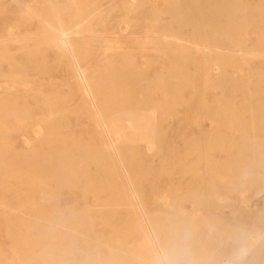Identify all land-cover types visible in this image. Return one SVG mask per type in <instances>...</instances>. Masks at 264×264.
<instances>
[{"label":"bare ground","instance_id":"bare-ground-1","mask_svg":"<svg viewBox=\"0 0 264 264\" xmlns=\"http://www.w3.org/2000/svg\"><path fill=\"white\" fill-rule=\"evenodd\" d=\"M116 1L109 0V6L115 5ZM186 4L184 0H164V11L172 14L174 22L178 23L176 25L167 22L161 15V10L154 4L151 10L155 15V20L151 23L153 26L146 33L142 30L144 34H142V38L138 39L139 43L149 44L159 54L168 56L167 69L162 67L158 75L150 81L143 70H136L141 77L137 81L134 77L128 76L124 69H112L110 73L103 76L104 79L110 81L111 86L107 93L102 94L98 89V84L89 83L81 64L85 46L90 43L87 40H95L98 35L91 25V15L96 14L102 5L96 0H67L64 4L54 1L48 3L46 15L42 21L44 28L38 33H32L29 38L35 41L39 52L47 53V50L51 49L58 64L67 63L78 74L81 80L78 88L82 90V103L76 109L86 111L87 119L103 128L100 135L105 137V140L94 138L93 134L89 133L63 134L58 132L57 130L69 126V124L62 123L64 113L55 107L56 102H50V105L54 106V113L46 125L50 130L47 142L52 145V149L47 153L44 162L37 159L35 154L19 157L9 148H4L0 131V200L3 202L2 215L8 218L7 223L2 227L11 239L10 247L20 256L22 264H29L30 261L35 260H41L47 264H65L64 256L68 254H75L78 257V260L72 264H115L118 259L128 261L134 256L131 252L119 247L120 237L113 239L112 247L116 249L113 260L104 258L102 253L94 256L79 249L80 238L88 242V228L85 227V224L90 222L87 220L88 213L68 212L66 208L61 207L60 198L61 196H71L70 190L79 189L81 185H84L81 187L84 194H99L105 190L110 192L100 207V210L103 211L109 208L105 212V222L110 226L117 225V217L122 214L121 211L124 209L127 220L143 224L153 239L157 238L156 228L159 225L162 226L159 217H152L141 203L133 206L131 210L127 209L126 187L134 190V178L139 177L140 174L148 175L150 166L145 162L136 145L128 144L125 141L118 144L114 141L113 136L117 133V130H114L115 119H129L139 130L138 134H142L140 129L145 128L146 135L152 138L160 148L161 137L164 136V133L159 128L158 120L166 122L173 116L174 108L177 105L190 104L191 107L202 108L203 113L209 114L219 127L225 129L224 133L221 131L202 133L200 140H190L183 149L171 151L173 156L200 153L208 159L206 163L208 170L206 171H200L197 166H186L180 160L176 165L180 175H190L194 178L193 183L206 185L210 189L209 196L207 195L208 200L220 199L218 190L222 185L233 188L238 183L249 182L264 176V141H260V146L254 148L247 140L234 139L231 132L234 126H238L246 132L249 130L264 133V83L260 84L254 80L248 84L240 82L236 92L226 93L224 91L223 99L210 101L203 98L198 103L194 100L189 101L179 91L183 85H195V77L191 71L196 73L198 68L193 70L190 68L203 60L210 63L218 61L221 65L222 75H225L232 69H246L247 65L257 62L256 60L261 55L264 56L262 47L254 48L241 43L243 34L257 23V19H254L252 4L244 0H190L188 6ZM89 7L92 8V11L89 10ZM121 12L123 11L121 10ZM224 13L227 16L226 19L221 17ZM182 23L191 24L192 30L186 32L181 29ZM208 27H213V31H210ZM87 35L90 38L87 37V39ZM7 38L12 40L14 36L0 33V57H7ZM165 70L177 73L184 71L188 75H180L184 82L175 85L174 90L172 89L170 93L164 90V100L152 105L149 100L151 90L149 91L148 88H164ZM262 74L264 75V71ZM144 81L147 82L143 83ZM251 85H254L259 91L251 92ZM238 92L240 95L237 94ZM69 102L71 101L61 100L59 103ZM2 113H11L17 116L22 113L21 103L0 97V118ZM139 113L144 114L145 121L141 120ZM193 118L194 123L192 124L197 126L200 117ZM181 130L179 128V131ZM227 144L239 152V162L236 165L227 162H213L211 159V152L215 147L226 149ZM226 151L229 149L227 148ZM171 164L168 165L170 171L173 169ZM258 168L263 170L258 171ZM193 192L195 191L192 189L188 190V194ZM194 196L197 199L200 198L198 195ZM202 197L204 198V196ZM116 200L119 201L118 204L113 203ZM174 218L169 217L168 221ZM54 220H56L55 223H53ZM22 222L27 224L26 232L20 228L19 224ZM198 227L201 234L200 225ZM34 229L38 231L36 236L32 233ZM204 242L211 245L212 239H207ZM140 246L139 249L142 247ZM0 264H9L1 247Z\"/></svg>","mask_w":264,"mask_h":264},{"label":"rangeland","instance_id":"rangeland-1","mask_svg":"<svg viewBox=\"0 0 264 264\" xmlns=\"http://www.w3.org/2000/svg\"><path fill=\"white\" fill-rule=\"evenodd\" d=\"M50 1L64 4L67 0H1L0 5V33L3 32V34L14 36L12 40L7 38V57H0V97L10 99L12 102H20L22 107V113L17 116L11 113H2L0 131L2 132L3 146L4 148H9L11 152L19 157L35 154L41 162L45 161L47 153L52 149V145L47 142L50 130L46 125V122L54 113V106L50 105V102H56L55 107L64 113L62 123L69 124V126L67 125L57 130L58 132L63 134L72 132L89 133L93 134L94 138L105 140V137L100 135L103 128L94 121L88 120L86 111H78L76 109L82 103V90L78 88L81 80L78 74L67 63L58 64L57 58L51 49L47 50V53L39 52L35 41L29 38L32 33H38L44 28L42 21ZM150 1L155 2L153 3L161 10V15L167 22H172L173 25L178 24L174 22L171 13H165L164 0H117V3L113 6H109V0H96L102 6L96 14L91 15V25L98 35H96L95 40H87L90 43L85 46L81 64L85 70L86 77L89 79V83L92 85L98 84V89L102 94L107 93L111 86L110 81L104 79L103 76L110 73L112 69H124L128 76L134 77L137 81L141 77L136 70H143L148 81H150L158 75L162 67L167 69L168 56L159 54L149 44L138 42V39L142 38V34L153 26L151 23L155 20V15L151 12L154 4ZM184 1L187 3L186 6H188L190 0ZM244 1L252 4L254 9L252 11L255 14L254 19H257V23L243 34L244 37L241 43L249 47H262L264 49V0ZM89 10L92 11V8L89 7ZM131 16L133 17L131 18ZM136 16L141 20L137 21L139 18ZM221 17L222 19L227 18L225 13ZM109 20L110 22H108ZM113 22L115 23L113 24ZM137 25H141V27ZM181 26L180 28L186 32L192 30L191 24L182 23ZM208 28L213 31V27ZM86 34L89 33L86 32ZM87 37L90 38L89 35ZM97 49L103 50V52ZM139 61L143 62V64ZM256 61L247 65L246 69H232L229 73L222 75L221 65L218 61L210 63L203 60L197 63L196 66L192 65L191 68L189 67L191 70L198 68L196 73L191 71V74L195 77V85H183L179 91L189 101L194 100L198 103L203 98L210 101L221 100L225 96L223 94L224 91L226 93L236 92L240 82L241 84H248L254 80L263 84L264 56L261 55ZM180 75L188 74L184 71L177 73L165 70L164 88H148L149 91L151 90L149 100L152 105L164 100V90L170 93L172 89L174 90L175 85L184 82L181 80ZM146 82L144 81L143 83ZM250 91L256 93L259 89L251 85ZM237 94L240 95L239 92ZM61 100H70L71 102L62 104L59 103ZM202 111V108L191 107L190 104H180L174 108L173 116L166 122L161 119L158 120L159 128L164 133V136L161 137L160 148L152 138L146 135L147 130L145 128L140 129L142 134H138L139 130L129 119L120 118L115 119L113 122L114 126H116L114 130H117V133L113 136L114 141L118 144H122L125 141L128 144L136 145L143 155V159L150 166L148 175L140 174L139 177L134 178V190L126 187L128 196L127 209L131 210L133 206L141 203L152 217H159L162 226L159 225L156 228L157 238L163 234L165 226L169 223V217L195 218V223L201 227L202 233L200 237L203 241L212 239L218 228L227 227L236 222L264 225V176L257 177L249 182L238 183L233 188L222 185L218 190L220 199L212 201L207 199L209 198L210 189L206 185L195 184L193 183L194 178L190 175L182 176L178 173L176 165L179 160L186 166H197L200 171H206L208 170L206 166L208 159L200 153L188 156H179L178 154L173 156L172 150L183 149L190 140H200L202 133L225 132V129L219 127L209 114H205ZM139 116L141 120L145 121L143 113H139ZM195 116L200 117L197 126L192 124ZM179 128L182 130L179 131ZM231 132L234 139L247 140L254 148H258L260 141H264V133L261 131L248 130L246 132L244 129L234 126ZM227 148L229 151H226ZM226 149H217L215 147L211 152L212 161L236 165L239 162V152L229 144L226 145ZM169 164L173 166L171 171ZM262 170V168H258V171ZM83 186L81 185L79 189L70 190L71 196H61L60 198L61 207L66 208L68 212L88 213L87 220L90 222L85 224L86 229L88 228V242L80 238L78 241L79 249L82 252H86V254L94 256L102 253L104 258L113 260L116 254V249L112 247L113 239L120 237L119 247L131 252L134 256L128 261L118 259L115 264H148L154 239L145 226L136 221L127 220L124 209L121 211L122 214L117 217V225L115 227L110 226L105 222V212L109 208L104 211L100 210L101 205L110 195V192L105 190L99 194H84L81 191ZM189 189L195 192L188 194ZM194 195H198L200 198L197 199ZM192 202L196 204L194 205ZM2 203V200H0V247L4 250L5 259L9 264H22L20 256L10 247L11 239L2 227L8 220L6 216L2 215ZM113 203L118 204L119 201L116 200ZM169 209L171 210L170 212ZM55 222L56 220L53 221V223ZM19 225L23 232L28 230L26 223L22 222ZM32 233L36 236L38 231L34 229ZM139 245L142 246H140V249ZM77 260L78 257L75 254L64 256L65 264H72ZM29 264L47 263L35 260L30 261Z\"/></svg>","mask_w":264,"mask_h":264},{"label":"clouds","instance_id":"clouds-1","mask_svg":"<svg viewBox=\"0 0 264 264\" xmlns=\"http://www.w3.org/2000/svg\"><path fill=\"white\" fill-rule=\"evenodd\" d=\"M148 264H264V225L218 228L208 245L195 218H174L154 240Z\"/></svg>","mask_w":264,"mask_h":264}]
</instances>
